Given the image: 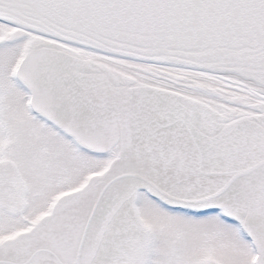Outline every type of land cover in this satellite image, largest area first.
I'll use <instances>...</instances> for the list:
<instances>
[{
    "label": "snow or ice",
    "instance_id": "6c2138e0",
    "mask_svg": "<svg viewBox=\"0 0 264 264\" xmlns=\"http://www.w3.org/2000/svg\"><path fill=\"white\" fill-rule=\"evenodd\" d=\"M0 264H264V0H0Z\"/></svg>",
    "mask_w": 264,
    "mask_h": 264
}]
</instances>
